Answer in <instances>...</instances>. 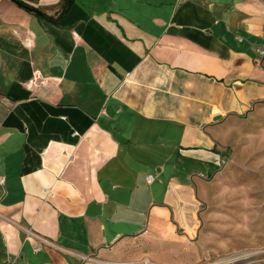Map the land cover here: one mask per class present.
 I'll return each instance as SVG.
<instances>
[{
    "label": "crops",
    "instance_id": "crops-1",
    "mask_svg": "<svg viewBox=\"0 0 264 264\" xmlns=\"http://www.w3.org/2000/svg\"><path fill=\"white\" fill-rule=\"evenodd\" d=\"M17 1L0 0V264H190L211 129L264 103V0H74L59 24L25 6L61 0Z\"/></svg>",
    "mask_w": 264,
    "mask_h": 264
},
{
    "label": "rangeland",
    "instance_id": "rangeland-1",
    "mask_svg": "<svg viewBox=\"0 0 264 264\" xmlns=\"http://www.w3.org/2000/svg\"><path fill=\"white\" fill-rule=\"evenodd\" d=\"M211 132L224 163L215 174L208 164L194 169L205 177L192 183L197 256L190 264H264V103Z\"/></svg>",
    "mask_w": 264,
    "mask_h": 264
},
{
    "label": "trees",
    "instance_id": "trees-1",
    "mask_svg": "<svg viewBox=\"0 0 264 264\" xmlns=\"http://www.w3.org/2000/svg\"><path fill=\"white\" fill-rule=\"evenodd\" d=\"M73 1L74 0H61L60 8H59V11H58L59 14L55 18L50 16V15H46L44 13H40V15H38V16H40L41 18H44V19H46V20H48V21H50V22H52L54 24H59V19L63 15H65L66 12H68L67 10L69 9V7L71 6ZM31 12L35 13V10H33V8H32Z\"/></svg>",
    "mask_w": 264,
    "mask_h": 264
},
{
    "label": "built area",
    "instance_id": "built-area-1",
    "mask_svg": "<svg viewBox=\"0 0 264 264\" xmlns=\"http://www.w3.org/2000/svg\"><path fill=\"white\" fill-rule=\"evenodd\" d=\"M259 54H260V55H261V54L264 55V50L261 49V51H259ZM37 79H38V77H37V75L35 74V75L33 76V78H32L30 81L27 82L26 87H27V88H31V87L36 86V85L38 84V80H37ZM222 163H224L223 160L220 161L219 165H221ZM146 179H147L148 182H151L152 179H153V176H152V175H148V176L146 177ZM1 181H2V180H1ZM35 249L37 250L38 248H35ZM110 264H115V263H110ZM117 264H125V263H117ZM136 264H153V263L149 262L148 260H142L141 262L136 263Z\"/></svg>",
    "mask_w": 264,
    "mask_h": 264
},
{
    "label": "water",
    "instance_id": "water-1",
    "mask_svg": "<svg viewBox=\"0 0 264 264\" xmlns=\"http://www.w3.org/2000/svg\"><path fill=\"white\" fill-rule=\"evenodd\" d=\"M13 1H15L17 4H19V5H22L19 1H17V0H13ZM25 8H27V9H31L32 10V8H30V7H27V6H25ZM33 10H35V12L37 13V14H40V12L38 11V10H36V9H33ZM220 118V116H216L214 119L215 120H217V119H219Z\"/></svg>",
    "mask_w": 264,
    "mask_h": 264
}]
</instances>
